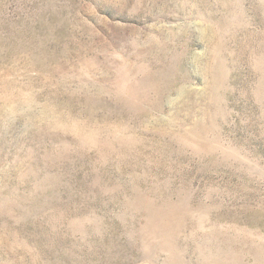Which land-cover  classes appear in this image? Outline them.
<instances>
[{
    "label": "rangeland",
    "instance_id": "obj_1",
    "mask_svg": "<svg viewBox=\"0 0 264 264\" xmlns=\"http://www.w3.org/2000/svg\"><path fill=\"white\" fill-rule=\"evenodd\" d=\"M0 264H264V0H0Z\"/></svg>",
    "mask_w": 264,
    "mask_h": 264
}]
</instances>
